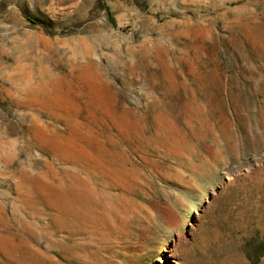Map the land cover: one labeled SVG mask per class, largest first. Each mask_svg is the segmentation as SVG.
<instances>
[{"label":"rangeland","instance_id":"1","mask_svg":"<svg viewBox=\"0 0 264 264\" xmlns=\"http://www.w3.org/2000/svg\"><path fill=\"white\" fill-rule=\"evenodd\" d=\"M264 264V0H0V264Z\"/></svg>","mask_w":264,"mask_h":264},{"label":"trees","instance_id":"2","mask_svg":"<svg viewBox=\"0 0 264 264\" xmlns=\"http://www.w3.org/2000/svg\"><path fill=\"white\" fill-rule=\"evenodd\" d=\"M254 264H257V263H254Z\"/></svg>","mask_w":264,"mask_h":264}]
</instances>
